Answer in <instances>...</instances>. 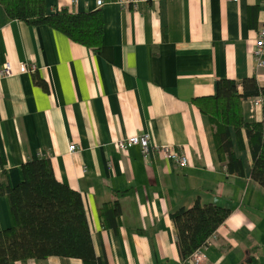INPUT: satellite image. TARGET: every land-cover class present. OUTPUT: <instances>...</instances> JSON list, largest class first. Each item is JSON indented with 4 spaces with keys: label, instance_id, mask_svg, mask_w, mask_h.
<instances>
[{
    "label": "crops",
    "instance_id": "1",
    "mask_svg": "<svg viewBox=\"0 0 264 264\" xmlns=\"http://www.w3.org/2000/svg\"><path fill=\"white\" fill-rule=\"evenodd\" d=\"M117 1L45 0L48 13L100 11L96 52L48 27L9 20L0 7V70L12 69L10 77L0 74V184L13 188L22 164L48 160L55 179L81 197L94 264H183L170 214L196 201L229 210L199 248V264H264V189L250 179L245 134L238 149L230 130L243 174L229 175L209 119L192 104L213 96L218 80L253 77L264 88V69L251 55L264 0ZM242 112L246 122L262 119L253 99ZM144 134L186 157L187 166L152 149L146 161L138 147L117 149L116 142ZM11 225L0 185V231Z\"/></svg>",
    "mask_w": 264,
    "mask_h": 264
},
{
    "label": "trees",
    "instance_id": "2",
    "mask_svg": "<svg viewBox=\"0 0 264 264\" xmlns=\"http://www.w3.org/2000/svg\"><path fill=\"white\" fill-rule=\"evenodd\" d=\"M0 7L9 20L29 27H48L92 52L100 47L103 22L99 10L48 13L45 0H0ZM215 89L213 96L195 98L192 104L211 123L219 162L229 175L243 174L241 161L233 151L230 130L235 134L238 149L244 147L243 131L251 158L250 179L264 189V104L260 122H246L242 112V102L264 97V88L251 77L239 83L218 80ZM3 165L0 161L4 178ZM21 171L23 179L17 186L0 184L12 218L11 227L0 231V264L43 262L49 257L94 264L80 195L55 179L48 160L27 161ZM228 216L229 210L198 201L190 208L170 214L180 259H187L201 248Z\"/></svg>",
    "mask_w": 264,
    "mask_h": 264
},
{
    "label": "built area",
    "instance_id": "3",
    "mask_svg": "<svg viewBox=\"0 0 264 264\" xmlns=\"http://www.w3.org/2000/svg\"><path fill=\"white\" fill-rule=\"evenodd\" d=\"M139 0H118V4L121 6H135ZM231 2H238V0H227ZM102 4V0H97V5L100 6ZM253 60L255 62L256 69H264V19L262 21V26L255 32L254 38V46L251 52ZM20 68L27 72H34L35 68L33 66H29L26 64H20ZM0 74L2 77H10L12 75L11 66L8 63H5L1 70ZM264 104V97H259L253 100V105L255 107H261ZM116 147L119 151H126L132 147H138L140 149L141 155L143 159L146 161L149 157V152L152 150H156L160 153L164 158L173 161L179 167L187 166V158L177 154L175 151L170 150L167 147L163 146H154L151 143V137L148 134L140 135V136H132L129 138H125L116 142ZM76 151L75 145L68 146V152L73 153ZM207 243V241H206ZM204 244V246L206 245ZM203 259V256L200 250H196L193 254H191L187 259L183 260V264L194 263L199 264Z\"/></svg>",
    "mask_w": 264,
    "mask_h": 264
}]
</instances>
